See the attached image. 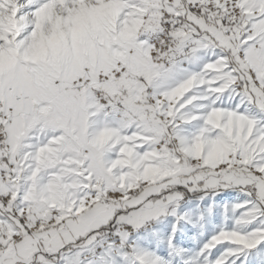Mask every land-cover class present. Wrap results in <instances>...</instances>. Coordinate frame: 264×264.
I'll use <instances>...</instances> for the list:
<instances>
[{
	"label": "snow or ice",
	"instance_id": "obj_1",
	"mask_svg": "<svg viewBox=\"0 0 264 264\" xmlns=\"http://www.w3.org/2000/svg\"><path fill=\"white\" fill-rule=\"evenodd\" d=\"M0 264H264V0H0Z\"/></svg>",
	"mask_w": 264,
	"mask_h": 264
}]
</instances>
